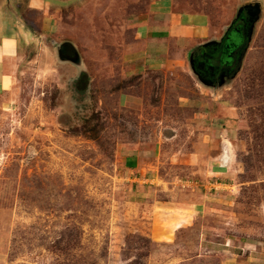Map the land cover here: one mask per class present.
<instances>
[{
	"label": "rangeland",
	"instance_id": "rangeland-1",
	"mask_svg": "<svg viewBox=\"0 0 264 264\" xmlns=\"http://www.w3.org/2000/svg\"><path fill=\"white\" fill-rule=\"evenodd\" d=\"M256 1L69 0L32 13L50 34L19 53L0 94V264H264V0L241 69L218 87L188 48L156 69L165 59L137 24L202 20L199 42L219 43ZM64 43L81 73L58 61Z\"/></svg>",
	"mask_w": 264,
	"mask_h": 264
},
{
	"label": "crops",
	"instance_id": "crops-1",
	"mask_svg": "<svg viewBox=\"0 0 264 264\" xmlns=\"http://www.w3.org/2000/svg\"><path fill=\"white\" fill-rule=\"evenodd\" d=\"M24 1L28 3L29 17L26 16L20 6L21 2ZM9 3L10 6L7 3L0 6V94L6 90L13 62L19 58V53L29 50L31 45L37 42L39 36L47 37L50 34L44 33L36 27L35 19L31 17L32 13L51 11L53 6L51 0H9ZM5 6L8 10L4 9ZM46 21L50 22L49 28L51 27L52 30L53 17L49 16ZM137 24L142 37H146L148 48L153 54L160 53V57L165 59V61L160 62L159 68L154 65L159 61H152L148 64L155 66L156 69L167 68L168 64L172 63L170 56L174 50L180 52L182 48H188L185 54L189 58V52L191 54L207 43L217 42L216 39L203 41V43L199 42L208 32V28L202 20L196 21L192 25H183L181 21L178 22V19H175L173 15L170 16L169 13L156 12L155 15L141 17ZM41 28L43 29L42 26ZM126 164L133 168L138 165L136 158L127 159ZM220 186L222 185L220 184Z\"/></svg>",
	"mask_w": 264,
	"mask_h": 264
},
{
	"label": "trees",
	"instance_id": "trees-1",
	"mask_svg": "<svg viewBox=\"0 0 264 264\" xmlns=\"http://www.w3.org/2000/svg\"><path fill=\"white\" fill-rule=\"evenodd\" d=\"M241 18L221 42L200 47L193 53L195 71L212 87H218L222 77L233 79L242 67L248 49L247 33L253 18L249 15ZM81 80L83 84L85 79Z\"/></svg>",
	"mask_w": 264,
	"mask_h": 264
},
{
	"label": "water",
	"instance_id": "water-1",
	"mask_svg": "<svg viewBox=\"0 0 264 264\" xmlns=\"http://www.w3.org/2000/svg\"><path fill=\"white\" fill-rule=\"evenodd\" d=\"M51 1H53V3H65V2H67L69 0H51ZM251 1H253V0H251ZM3 3H7L10 6L9 0H0V6ZM4 9L8 10V8H6V6H5ZM245 11H249V14L253 17L252 24H251V26L248 29V31H249L248 38L251 41L252 40L253 31H254V26L260 20V16H261V12H262L261 4L257 0L256 2H254V4L252 3L250 5H246L245 7L240 8V10L238 11V16H237L238 18L233 22V25L239 20V18L241 17V15ZM211 43H214V42L207 43V44L203 45L202 47L207 46V45H209ZM66 46H69V47H71L73 49V52H74V57L73 58L64 55L65 50H66ZM193 53H191V55L189 56V59H190L189 63L191 65L192 69L195 70ZM57 59L62 64H68V63L74 64L75 66H77V68L79 69L80 73L83 71V69H81V66L83 65V63H82V61L80 59L79 53L76 51L74 46L72 44H70V43H64L63 45H61L59 47V49L57 51ZM221 80H222V84L226 83V79L224 77H222ZM201 81H202L203 84L211 86L210 84L204 82L202 79H201Z\"/></svg>",
	"mask_w": 264,
	"mask_h": 264
},
{
	"label": "flooded vegetation",
	"instance_id": "flooded-vegetation-1",
	"mask_svg": "<svg viewBox=\"0 0 264 264\" xmlns=\"http://www.w3.org/2000/svg\"><path fill=\"white\" fill-rule=\"evenodd\" d=\"M248 14H249V11H248ZM248 14H247V12H244L242 16H244V15H248ZM241 19H242V18H240V20H241ZM242 21H243V20H242ZM238 22H239V21H238ZM238 22H237V23H238ZM237 23H235L234 26H235ZM234 26H233V27H234ZM196 50H197V49H196ZM64 55L73 58V57H74L73 49H72L71 47H66V50H65Z\"/></svg>",
	"mask_w": 264,
	"mask_h": 264
}]
</instances>
